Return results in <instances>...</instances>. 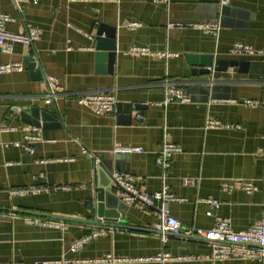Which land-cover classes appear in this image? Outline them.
I'll use <instances>...</instances> for the list:
<instances>
[{"label": "crops", "instance_id": "crops-1", "mask_svg": "<svg viewBox=\"0 0 264 264\" xmlns=\"http://www.w3.org/2000/svg\"><path fill=\"white\" fill-rule=\"evenodd\" d=\"M0 12L9 15L5 28L25 32L37 27L38 39L15 43L10 54L0 52V63L21 62L23 69L0 74V142L23 140L32 125L18 111L39 107L56 121L40 129L41 141L30 142L32 154L10 145H0V263L7 264H264L258 258H205L208 242L200 238L168 235L161 243L153 231L155 206L123 204L119 216L123 228H111L95 219V187L112 184L109 173L124 170L136 177V186L147 193L163 184L176 197L169 210L183 229H206L216 215L228 219L234 230L257 223L264 214V160L256 154L262 144L264 108L241 103L246 98L264 100V55L258 52L228 53L236 42L264 49V0H0ZM139 23L130 27L129 23ZM218 22L217 37L195 24ZM113 29L112 72L108 58L95 59V33L99 25ZM104 37V35L102 36ZM106 38V37H104ZM111 39V38H109ZM132 45L177 53L168 59L127 54ZM212 55L243 62L224 70L210 68L193 74L187 55ZM27 57L41 73L37 79ZM199 67H197L198 69ZM47 75L57 77L63 91L47 100ZM168 84L182 87L189 100L162 105ZM108 92L115 96L114 111L96 114L79 105L78 95ZM235 100L236 102H231ZM118 103L135 108L131 117ZM231 127L206 128V117ZM53 123V124H51ZM177 143L181 152L171 158L165 177L155 163L162 141ZM115 143L140 146L141 153L113 159ZM86 148L92 156L83 153ZM104 154L108 158H104ZM107 160L109 173L95 171L93 158ZM72 157V161L54 160ZM92 157V161H91ZM45 159V162H40ZM6 161L16 164L5 165ZM196 179L185 184L184 178ZM228 179H251L257 189L246 193L239 187L221 190ZM113 185V184H112ZM12 187L40 189L34 194L11 195ZM115 195L121 199L118 187ZM207 197L219 200L214 215H207ZM69 217L73 220L47 216ZM27 218H47L67 223L63 231ZM96 228L108 232L76 251L71 242ZM160 250L178 257L159 263L145 260ZM117 261H102L106 255ZM65 260H70L66 262Z\"/></svg>", "mask_w": 264, "mask_h": 264}, {"label": "built area", "instance_id": "built-area-1", "mask_svg": "<svg viewBox=\"0 0 264 264\" xmlns=\"http://www.w3.org/2000/svg\"><path fill=\"white\" fill-rule=\"evenodd\" d=\"M34 4L38 3L39 0H28ZM230 0H218L220 6L228 5ZM10 20L9 15L0 12V52L5 54H10L13 51V45L15 43H32L38 39L40 31L37 27L28 26L25 32L17 33L8 31L5 28V24ZM139 23L130 22V27L138 26ZM196 27L201 29L204 33L209 34L213 37L218 36L219 25L218 22H203L195 24ZM238 52H258L264 55V49H254L250 45L236 42L229 49L228 53L234 54ZM127 54L133 56H146L150 58H162L168 59L172 56H176L177 53L168 50H152L147 46L143 45H132L127 51ZM23 65L21 62H6L0 63V74L10 73L14 71H21ZM264 81V74L262 76ZM44 82L47 86V100L46 103H50L54 100L62 91L63 87L57 77L53 75H47L44 78ZM188 95L186 91L175 84H168L164 88V96L161 100L162 105H167L171 102H186L188 101ZM76 101L79 105L89 108L96 114H105L114 111L117 100L115 96L108 92H87L77 96ZM231 102H236L231 100ZM242 104L250 107H263L264 100L258 98H246L241 101ZM206 128H221V127H231L219 119L213 117H206L205 121ZM15 127L5 126L0 127V130L11 131ZM262 139L261 146L258 147L256 154L264 160V130L260 135ZM42 137L40 134V128L32 127L26 134L23 140L18 141H2L0 145L4 148L13 145L20 148L29 154L34 152V149L30 146V142L41 141ZM82 152L92 156V154L84 147L81 148ZM181 147L172 141L164 139L160 145V148L155 157V163L162 170L163 177H165L167 169L170 167L171 158L175 153L181 152ZM143 148L140 146L123 145L120 143H115L112 149L113 154H132L141 153ZM95 162H99L100 158L94 156ZM54 160H64L72 161V157H64L62 159ZM40 162H45V159ZM14 161H6L5 165L16 164ZM112 184L122 190L121 200L128 204L134 205L137 202L144 204L145 206H155L156 214L155 221L152 225L154 232L159 234L160 242L166 243L169 234H180L185 232V236L194 235L202 238L204 241L208 242L210 246V251L205 258L217 261L229 258H258L264 261V214L261 216L259 221L248 228L241 230H234L230 227L228 219L216 215L215 223L213 226L200 229V228H188L183 229L180 221L170 213L169 205L171 202L177 200H184L174 196L168 189L166 184H163L161 189L153 192L147 193L140 190L136 186V177L124 170H114L111 172ZM196 179L187 177L184 178L185 184H194ZM239 187L246 193H251L257 189L254 181L251 179H228L222 181L220 184L221 190L225 192H231L234 188ZM40 189L35 188H23V187H12L9 192L11 195H24L27 193H36ZM207 205L206 214L214 215L219 207V200L212 197H207L201 200ZM29 223L36 222L44 226L54 227L60 230H65L67 228V223L58 220H52L47 218H27ZM108 232L106 228H96L90 232L74 239L70 244V251H76L86 245L89 241L96 239L100 236L105 235ZM178 257L173 256L170 252L166 250H160L152 257L145 258V260H154L159 263H165L168 260H173ZM102 261H117L119 258L113 257L108 254ZM69 262L70 260H65ZM7 264V263H0Z\"/></svg>", "mask_w": 264, "mask_h": 264}, {"label": "water", "instance_id": "water-1", "mask_svg": "<svg viewBox=\"0 0 264 264\" xmlns=\"http://www.w3.org/2000/svg\"><path fill=\"white\" fill-rule=\"evenodd\" d=\"M113 29L107 27L104 24L98 26L96 33H95V59L97 61H104L108 58V72H112V63L114 57V44H113ZM104 35V37H102ZM111 38V39H109ZM188 64L192 66L191 72L193 74L197 73H207L210 68H214L216 70H224L228 66H237L243 65V62H238L235 60H224L219 59L214 64L212 55H187ZM26 61L28 62V68L31 70V73L34 76H37V79H41V73L39 70L35 69L36 62L31 59V57H27ZM197 67H199L197 69ZM123 107V111H127L128 115L131 117V111L135 108L134 105H130L129 103L122 104L118 103L117 108L120 110ZM16 112H19V115L22 121L26 124L32 125V127H38L40 129H45L47 126H52L48 121H56V118L53 117L49 112L40 110L39 107H32L30 108V112L26 113L24 111H18L15 109ZM53 124V123H51ZM129 154H114L113 159L120 160L127 158ZM90 156V155H88ZM104 158L107 159L108 155L104 154ZM92 161V157H91ZM94 168L96 172H99V169L102 168L109 173L110 167H108L107 160L103 162H95L93 158ZM111 175V173H109ZM111 178V177H110ZM112 182V181H111ZM116 186L110 183L97 185L95 187V195H94V211H95V219L100 218L103 225L111 227V228H123L124 226L121 223H118L120 220V215L123 213V204L120 201L115 193ZM37 215L47 216L55 219H63V220H73L69 217H62L56 215H45L41 213H33ZM154 231V230H153ZM181 234V233H180ZM178 234H169V235H180ZM185 236V235H184ZM190 238H199L194 235L187 236ZM202 239V238H200ZM203 240V239H202Z\"/></svg>", "mask_w": 264, "mask_h": 264}]
</instances>
